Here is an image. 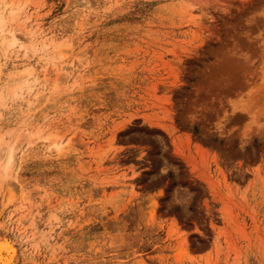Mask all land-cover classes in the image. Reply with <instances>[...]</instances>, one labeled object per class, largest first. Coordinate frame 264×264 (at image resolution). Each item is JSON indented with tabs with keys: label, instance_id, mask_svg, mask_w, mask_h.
Listing matches in <instances>:
<instances>
[{
	"label": "rangeland",
	"instance_id": "obj_1",
	"mask_svg": "<svg viewBox=\"0 0 264 264\" xmlns=\"http://www.w3.org/2000/svg\"><path fill=\"white\" fill-rule=\"evenodd\" d=\"M2 16L0 264H264V0Z\"/></svg>",
	"mask_w": 264,
	"mask_h": 264
},
{
	"label": "bare ground",
	"instance_id": "obj_2",
	"mask_svg": "<svg viewBox=\"0 0 264 264\" xmlns=\"http://www.w3.org/2000/svg\"><path fill=\"white\" fill-rule=\"evenodd\" d=\"M194 13H193V11H188V15L190 16V17H192V15H193ZM9 15H11V17H12V11H10V14ZM12 18H14V17H12ZM8 20V19H7ZM6 20V18H4L3 16H2V18H0V33H4L3 34V37H4V40L5 41H7V43L6 44H8L7 46H8V48H10V49H13V48H15V47H17V46H19L18 45V41H17V39H16V37L14 36V33H13V30H9V29H7V30H9L8 31V33H6L5 34V30H6V27H7V24L9 23V21H7ZM10 22H11V20H10ZM10 28V27H9ZM12 28V27H11ZM17 30V29H16ZM3 39V38H2ZM22 46V45H21ZM20 46V47H21ZM57 47V46H56ZM55 47V48H56ZM22 48V47H21ZM20 49V48H19ZM23 74V73H22ZM21 78V77H20ZM20 78H18V79H20ZM19 81H21V80H19ZM27 81H25V80H23V82L22 83H26ZM18 83V82H17ZM19 83H21V82H19ZM23 85V84H22ZM21 86V85H20ZM13 88V87H12ZM15 88V87H14ZM13 88V89H14ZM16 90V89H15ZM14 90V91H15ZM16 93V92H15ZM14 93V94H15ZM1 100H3L2 99V96H1V93H0V101ZM51 145H52V147H55V148H59V143L56 141V140H53L52 142H51ZM10 151H8V153H9V155L7 156L8 158H6L7 159V162L5 163V166L3 167V169H2V172L4 173V177L5 176H8V173H9V168H10V164H11V162H12V158H13V153H14V145H11L10 147ZM8 148V149H9ZM7 243V242H6ZM4 244H5V242H4ZM4 244H1L0 243V249H2L3 247H4ZM10 244V243H9ZM9 247V246H8ZM7 248V247H6ZM5 248V249H6ZM10 248V247H9ZM9 248H8V250H9ZM12 248V247H11ZM7 250V251H8ZM6 251V252H7ZM12 254V253H11ZM5 256V255H4ZM7 256V255H6ZM10 256V255H9ZM2 257V256H1ZM5 258V257H4ZM12 258V257H11ZM9 259V258H8ZM12 260V259H11ZM9 261V260H8ZM3 263V262H2ZM7 263V262H6Z\"/></svg>",
	"mask_w": 264,
	"mask_h": 264
},
{
	"label": "water",
	"instance_id": "obj_3",
	"mask_svg": "<svg viewBox=\"0 0 264 264\" xmlns=\"http://www.w3.org/2000/svg\"><path fill=\"white\" fill-rule=\"evenodd\" d=\"M0 256H1V253H0Z\"/></svg>",
	"mask_w": 264,
	"mask_h": 264
}]
</instances>
